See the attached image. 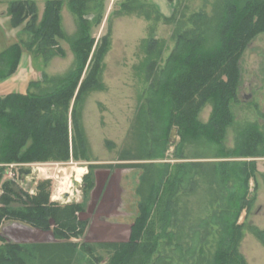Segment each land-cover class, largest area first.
<instances>
[{"label":"trees","instance_id":"16d2710c","mask_svg":"<svg viewBox=\"0 0 264 264\" xmlns=\"http://www.w3.org/2000/svg\"><path fill=\"white\" fill-rule=\"evenodd\" d=\"M102 1L67 0L79 21L78 34L71 42L75 62L67 73L49 76L44 72L41 80L30 82L27 93L0 95V171L10 163L67 162L86 156L81 102L87 92L103 88V60L110 46L109 31L98 41L93 36V29L103 17ZM135 1L125 0L121 5L130 11ZM63 3L64 0H47L40 21L34 0L9 3L10 25L20 27L30 38H21L0 52V80L17 70L24 50L42 57L45 64L56 55H65L59 42L65 38ZM187 23L192 27L178 28L173 36L175 45L163 68L160 61L166 43L150 37L141 44L146 56L136 70L151 82L145 102L138 109L136 127L142 145L146 146L150 138L153 142L141 159L164 157L171 142L168 132L173 128L181 137L180 144L195 136L222 144L226 128L233 123L232 103L238 100L240 58L249 43L264 33V0H225L213 15L195 12L185 20ZM209 102L213 103V113L208 122L202 123L198 116ZM157 141L162 144L159 149L155 146ZM263 145L264 133L250 127L242 133L236 151L222 152L220 146L219 157H263ZM179 156L183 157L182 153ZM160 165L159 168L150 163L141 165L143 173L137 187V194L142 197L139 212L130 226L129 238L108 244L114 249L110 264H151L161 240L180 237L171 230L177 219V195L187 172L199 173L203 163H180L175 171L170 163ZM213 169L222 184L233 177L244 191L236 188L229 202L203 220L206 234L211 233L207 225L218 226L219 239L213 257L206 259V264H248L239 249L244 229L239 220L254 200L248 191L257 164L254 160H224L215 162ZM2 177L0 173V228L4 221L15 220L50 231L53 221L52 231L60 242L53 244L57 247L45 257L48 244L7 241L0 234V264H52L64 257L71 261L78 250L90 248L71 239L83 236L87 229V223L77 216L84 210L81 203L61 205L50 201L47 181L40 183L39 192L30 198L18 190L13 180L3 181ZM84 180L85 190L93 187L91 175L87 174ZM253 232L264 245V229L253 228Z\"/></svg>","mask_w":264,"mask_h":264},{"label":"rangeland","instance_id":"374dc122","mask_svg":"<svg viewBox=\"0 0 264 264\" xmlns=\"http://www.w3.org/2000/svg\"><path fill=\"white\" fill-rule=\"evenodd\" d=\"M11 1L0 0V33L8 32L11 28L9 20L5 17L10 19L7 10ZM34 1L40 21L47 0ZM124 1L103 0L102 20L93 29L96 41L109 31L110 46L103 60V88L87 92L81 102L80 121L87 142L86 156L67 162L25 164L23 168L32 169L33 173L23 174L20 179L16 177L19 172L16 165L21 163H10L14 164V167L4 164L5 169L0 171L3 181L13 180L18 190L21 189L30 198L39 192L38 185L47 181L46 191L49 192L50 201L61 205L81 203L84 206L83 212L77 216L87 223L86 232L81 237L71 239L80 244L85 243L90 248L85 249L87 251L78 250L71 261L64 257L52 264H110L114 249L108 244L126 241V225L131 226L139 212L138 204L142 197L137 194V187L143 173L141 165L150 163L159 168L160 164L170 163L171 170L175 171L180 163L201 162L203 167L199 173L187 172L177 195V219L171 230L177 231L180 237L161 240L151 264H206V259L213 257L219 239L218 226L210 223L207 226L211 233L206 234V224L203 220L210 217L215 210H220L222 204L229 202L233 191H244L233 177H230L226 184H222L213 164L224 160H254L257 170L248 191L254 200L250 209L242 212L239 220L244 223L239 249L248 264H264V245L253 232V228L264 229V156L219 157L222 154L220 146H223L222 152L230 154L232 152L228 150L236 151L242 133L248 128L255 127L264 133V33L257 35L249 43L240 58L238 100L232 103L233 123L226 128L222 144L196 136L188 139L186 144H180L178 131L171 140V130L168 132L171 142L164 157L158 155L155 159H141L143 155L148 154L153 144L150 138L146 146L142 145L136 127L138 109L145 102L146 90L151 82V79L147 82L146 77L136 70L146 56L141 46L143 40L153 37L166 43L167 48L160 61V67L163 68L175 45L173 36L178 28L192 27L190 23L185 25V20L200 11L211 16L225 0H137L131 3L133 8L130 11L123 9L121 4ZM61 15L65 38H60L59 42L65 50V55H56L45 64L49 76L64 75L75 62L71 42L78 34L79 21L70 10L67 0H64ZM13 32H17L18 38H30L20 27ZM32 90L38 91V88ZM213 109V103H207L200 111L198 120L202 123L208 122ZM161 128V125H158L159 132ZM155 146L159 149L162 144L157 141ZM262 149L264 150V145ZM179 153H182L183 157L179 156ZM10 170L15 175L11 176ZM87 174L91 175L94 185L85 190L84 178ZM73 176L79 182L77 186L72 182ZM108 189L116 192L115 198L102 208ZM1 192L0 187V194ZM67 192L70 193L68 200L65 198ZM105 208L108 212L103 213ZM54 225L52 221V228ZM100 225L108 228L110 237L117 239H97ZM2 226L5 228L0 234L8 240L18 237L24 240L41 239L43 243L48 244L44 249L45 257H49L50 251L57 247L53 244L60 242L55 238L52 228L50 231H42L41 237L38 236L39 232L34 233L35 229L24 222L6 220ZM114 228L124 231L122 238H119L120 232L113 230Z\"/></svg>","mask_w":264,"mask_h":264},{"label":"crops","instance_id":"0c3cea01","mask_svg":"<svg viewBox=\"0 0 264 264\" xmlns=\"http://www.w3.org/2000/svg\"><path fill=\"white\" fill-rule=\"evenodd\" d=\"M6 20H9V26L10 25V19L7 18L8 16H5ZM7 20V21H8ZM15 29L11 26V28L9 30H7L8 32H2L0 33V52L3 51L4 49H6L7 47H9L10 45L18 42L21 38H18L19 36H17V32H13L15 31ZM11 31V32H9ZM47 73L46 70V65L43 61V58L40 56H34L33 54H31V52L24 50L19 62V65L17 67V70L11 74L10 76L0 80V95H7L10 93H27L28 89H29V85L30 82L32 81H38L42 79L43 73ZM115 194L116 192H113V189H108L105 192V196H104V204L102 205V208H104L105 204H108L109 202H113V199L115 198ZM114 197V198H113ZM106 206V205H105ZM105 211H103V213H105L107 210L106 208L104 209ZM108 212V211H107ZM102 213V212H101ZM87 219V218H86ZM17 227H21V225H16ZM128 226V234L127 236L124 238V240H127L129 238V234H130V225H126V227ZM5 226H2L0 231L2 232L4 230ZM33 228V227H32ZM100 232H98L99 234L96 235V238L99 240H105V239H109V240H116L117 238H112L108 235L109 230L108 228H105V226H98ZM35 229V228H34ZM113 230L117 231L118 233L120 232V237H123V230L119 231V229L114 228ZM34 233H38V236L42 237V231L39 229H35L33 231ZM115 236V235H114ZM22 237V236H21ZM6 239V238H5ZM7 241H14V242H41L43 243V241L41 239H35V240H24L21 238H14L12 240H8ZM123 240V239H121Z\"/></svg>","mask_w":264,"mask_h":264},{"label":"water","instance_id":"95a60500","mask_svg":"<svg viewBox=\"0 0 264 264\" xmlns=\"http://www.w3.org/2000/svg\"><path fill=\"white\" fill-rule=\"evenodd\" d=\"M176 131L177 129L176 128H173L172 129V133H171V140H172V136L173 135H176ZM33 173V170L32 169H26V168H20L19 169V174L22 175V174H25V175H31ZM72 182L75 186H77L79 184L78 180H76L75 176H73L72 178ZM70 197V193H65V198L66 200H68Z\"/></svg>","mask_w":264,"mask_h":264},{"label":"bare ground","instance_id":"6f19581e","mask_svg":"<svg viewBox=\"0 0 264 264\" xmlns=\"http://www.w3.org/2000/svg\"><path fill=\"white\" fill-rule=\"evenodd\" d=\"M24 165H25V164H19V165H16V168L19 170V168H20V167L23 168ZM14 175H15V174H14ZM22 175H23V174H22ZM17 176L20 178L21 175L19 174V172L16 174V177H17Z\"/></svg>","mask_w":264,"mask_h":264},{"label":"built area","instance_id":"2783aa9c","mask_svg":"<svg viewBox=\"0 0 264 264\" xmlns=\"http://www.w3.org/2000/svg\"><path fill=\"white\" fill-rule=\"evenodd\" d=\"M8 167H14V164H9L7 165ZM21 168V167H20ZM10 175L13 176L14 174L12 173V171L10 170Z\"/></svg>","mask_w":264,"mask_h":264}]
</instances>
